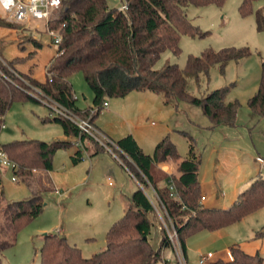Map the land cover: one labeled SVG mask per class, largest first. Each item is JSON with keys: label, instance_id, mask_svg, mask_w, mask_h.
<instances>
[{"label": "trees", "instance_id": "obj_1", "mask_svg": "<svg viewBox=\"0 0 264 264\" xmlns=\"http://www.w3.org/2000/svg\"><path fill=\"white\" fill-rule=\"evenodd\" d=\"M256 1L260 0H242L239 6L241 14L253 12ZM224 2L124 0L123 4H127L128 8L123 9L110 7L107 0H63L60 15L48 21L49 28L57 30L62 40L57 45L56 54L46 65L48 70L44 80L20 72L13 61L4 64L0 58V68L8 76L0 75V129L6 113L15 101L40 102L26 90V80L29 79L40 86L45 95L82 117L90 118L94 123L103 103L109 98L124 97L133 91L150 90L161 93L166 104L172 100H185L200 106L210 119L211 128L236 126L240 102L226 101L228 87L198 97L187 90L188 78L195 77L198 80L201 73L208 75L215 64H219L221 71H224L230 61H238L251 54L248 46H228L218 50L207 48L200 55L189 54L183 67L166 62L161 68H156L157 62L167 50L175 54L181 52L180 39L183 34H204L189 19V5H223ZM255 15L258 29L264 30L263 10L257 9ZM5 19L0 16V26L20 29L19 25ZM75 71L83 74L94 94L92 106L84 109L76 105L77 98L70 80ZM248 104L254 113L264 117V57L258 90L249 98ZM93 109L95 111L91 112ZM54 119L62 125L68 138L78 137L82 141L89 139L97 145L93 154L105 150L97 141L82 133L73 121L62 116ZM113 140L117 146L114 147L115 151L125 160L140 184L132 192L124 215L109 228L106 248L86 257L82 249L67 236L46 233L40 249L41 264H164L163 248L171 246V243L164 228L160 229L159 247L155 248L151 243L152 228L155 224L160 226L161 221L153 203L155 201L146 192L147 186L157 192L165 205L187 259V243L190 238L221 230L264 206L262 177L242 189L228 207L205 205L201 201L203 194L199 180L202 154L197 151L192 136H189V151L184 157H180L170 135L161 138L152 153H146L132 133ZM72 145L69 139H22L0 144V147L16 164L15 173L19 178L31 184L36 176L34 170L49 174L53 169L55 152ZM170 157L180 158L177 166L180 174L178 197L172 195L167 182L168 175L156 169L157 165ZM71 158L74 164L80 162L83 148L78 147ZM48 189L50 187L36 191L29 199L7 203L3 202L4 192L0 191V233L6 237L0 240V264H5L1 254L16 244L21 226L44 210L46 204L42 192ZM229 249L231 259L217 258L208 264L264 262L259 251L249 252L240 243L231 244Z\"/></svg>", "mask_w": 264, "mask_h": 264}, {"label": "rangeland", "instance_id": "obj_2", "mask_svg": "<svg viewBox=\"0 0 264 264\" xmlns=\"http://www.w3.org/2000/svg\"><path fill=\"white\" fill-rule=\"evenodd\" d=\"M107 1L110 7L121 8L124 0ZM241 1L225 0L223 5H189V19L204 34H183L181 52L175 54L167 50L156 64V68L166 62L183 67L189 54L200 55L207 48L248 46L251 54L230 61L224 71L215 64L208 75L201 73L198 80L188 78L187 90L198 97L228 87L226 101L240 102L236 126L211 128V121L200 106L185 100H172L166 104L161 93L150 90L109 98L111 106L103 108L96 119L97 124L111 130L114 139L133 132L144 151L149 153L153 152L160 134L169 133L180 157H184L189 151V136H192L197 151L202 154L200 183H217L212 188L207 206H211L214 198L218 200L213 204L224 206L223 191L233 189L228 185L233 176L231 172L239 162L250 167V178H264V164L257 159L258 156L264 158V117L254 113L248 104L249 98L258 90L264 57V30L258 29L255 15L257 9H262L264 14V1H256L253 12L247 15L239 10ZM60 13L61 9L54 11L51 20ZM14 24L20 29L0 26V57L13 61L18 71L44 80L46 65L57 52V45L47 30L49 24L44 20ZM70 80L77 98L76 105L82 109L92 106L93 90L83 74L75 71ZM26 81V90L40 102L15 101L12 104L5 115V127L0 129V144L22 139H69L73 145L55 152L49 174L34 170L36 176L31 184L20 178L12 180L10 171L1 177L0 191L4 192V203L29 199L36 191L50 187L42 192L46 204L44 210L21 226L16 244L2 252V261L5 264H41L40 249L46 233L67 236L86 257H90L106 248L109 228L124 215L129 198L139 184L109 152L106 156L93 154L97 145L90 140H87L89 148H83L82 160L74 164L71 156L77 149L79 138L65 135L62 125L54 119L56 113L43 101L46 97L41 87L30 79ZM177 159L170 157L156 166L157 171L169 175L163 164L175 165ZM146 192L157 201L151 186L146 187ZM150 237L152 245L158 248L160 226H153ZM5 238L0 233V240ZM249 242L258 246L264 258V206L221 230L190 238L187 243L188 264H201L203 254L212 253L211 260L225 257L224 251L231 244ZM163 256L170 264H178L172 246L163 248Z\"/></svg>", "mask_w": 264, "mask_h": 264}, {"label": "built area", "instance_id": "obj_3", "mask_svg": "<svg viewBox=\"0 0 264 264\" xmlns=\"http://www.w3.org/2000/svg\"><path fill=\"white\" fill-rule=\"evenodd\" d=\"M62 1L63 0H0V15L2 17H5L8 21L14 23L26 24L37 20H44L46 21V23H48V21L51 20L52 13L56 10L61 9ZM122 8L127 9V4H123ZM47 30L52 36L53 42L56 45H59L62 40L61 34L57 30L51 29L49 27ZM1 61L4 64H7V61L4 58H1ZM47 70L48 67L46 66V72ZM0 75L8 77L1 68ZM45 97L46 99L43 101L56 113L57 116H62L73 121L80 128L82 133L87 134L92 139L97 141L102 147H104L108 152H110L122 165H124L126 169L135 177L138 184H140L132 170L127 167L125 160L120 157V155L115 151L114 147L117 148V146L111 137L104 133L93 121H91L90 118L82 117L78 113L64 106L60 102L51 98L50 96L45 95ZM108 106L109 102L105 101L103 103V108H106ZM95 109L91 110V112H94ZM4 127L5 124L4 122H2L1 128ZM81 144V140L78 139V141L76 142V146H80ZM258 160L261 164H264L263 157H258ZM16 168V164L11 160L8 153L2 147H0V171H10L12 173V180L17 181L19 180V176L15 173ZM165 170L169 174L167 182L170 190L172 191V195L178 197V185L176 183V175L175 173L168 171V168H165ZM154 192L157 197V201L153 203L161 221L160 229L164 228L167 231L171 246L175 250L178 264H188V259L186 257L185 252L183 251L178 231L175 228L174 222L172 221L165 205L159 198V195L155 190ZM205 198L206 197L202 195L201 201L203 202ZM210 254H208L207 256L205 254L201 255L199 262L201 264H207L211 257ZM228 254L232 258L230 249ZM164 264H170L169 259H166L164 257Z\"/></svg>", "mask_w": 264, "mask_h": 264}, {"label": "crops", "instance_id": "obj_4", "mask_svg": "<svg viewBox=\"0 0 264 264\" xmlns=\"http://www.w3.org/2000/svg\"><path fill=\"white\" fill-rule=\"evenodd\" d=\"M118 105V104H117ZM109 106H111V104L109 103ZM97 119V118H96ZM96 119H95V124L104 132V133H106L109 137H111L112 139H114V137L112 136V134H111V130L109 129V128H107V127H105V126H103L102 124H97L96 122ZM105 127V128H104ZM229 126H227V128H228ZM231 127V126H230ZM223 128H225V127H223ZM128 133H132L133 134V136L135 137V139L137 140V142L139 143V141H138V139H137V137L135 136V134L133 133V132H128ZM165 135H170L169 133H166V134H160V136L159 137H161V138H163ZM161 138H159V140L161 139ZM87 140H89V139H86L85 141H82L81 140V145L80 146H77V148L78 147H82V148H85V147H87L86 149H88L89 148V145L87 144ZM158 140V141H159ZM91 141V140H90ZM157 141V142H158ZM156 142V143H157ZM139 145L142 147V145L139 143ZM156 145V144H155ZM155 147V146H154ZM96 148V147H95ZM143 148V147H142ZM99 149V148H98ZM105 149V148H104ZM144 150V149H143ZM106 152H108L106 149L105 150H99V152L97 153V154H103L104 156H106L107 154H106ZM110 153V152H109ZM146 153H149V152H146ZM106 154V155H105ZM111 154V153H110ZM112 155V154H111ZM103 156V157H104ZM113 156V155H112ZM109 157V156H108ZM107 157V158H108ZM258 157H262V156H258ZM113 158L115 159V160H117L114 156H113ZM180 159V158H179ZM179 159H177V163L174 165V164H170V163H168L167 165L166 164H163V166L165 167V168H168L169 170L168 171H170V172H173V173H175V175H176V183H177V185L180 183V181H179V172H178V170H177V166H178V162H179ZM258 159V158H257ZM118 161V160H117ZM119 162V161H118ZM120 163V162H119ZM8 171H0V175H1V177L3 176V174H5V173H7ZM250 167L248 168L247 166H246V163H244V162H239V163H237L236 165H235V167L233 168V171L231 172L232 174H233V176H231L230 177V180H231V184H229L228 186H232L233 187V189L232 190H229V189H227V190H225V192L223 191V196H224V200H225V202H224V206H222V207H228V206H230L233 202H234V200L237 198V196H238V194H239V192L242 190V189H244L245 187H247L253 180H255L254 179V177H252V178H250L251 176H250ZM214 185H217V183H216V181L215 182H212V183H210V185H208V184H206V183H201V191H202V194L206 197L205 198V200L203 201V203L205 204V205H208V201L210 200V198H211V195H212V193H211V191H212V188H214L213 186ZM216 189H217V186L215 187ZM218 199L216 198H214V200H213V202H212V204H211V206H217L216 204H213V203H215L216 201H217ZM218 207H221V206H218ZM242 246H243V248L244 249H246L247 251H249V252H255V251H258L259 250V248H258V246L257 245H250V242L247 244V243H245V244H241ZM228 252H229V247L228 248H226V250L224 251V253L226 254L225 255V257L224 256H222V257H220V258H224V259H231V257L229 256V254H228ZM212 254V253H211ZM212 259V258H211ZM211 259H209V262L210 261H212ZM208 264V263H207Z\"/></svg>", "mask_w": 264, "mask_h": 264}]
</instances>
